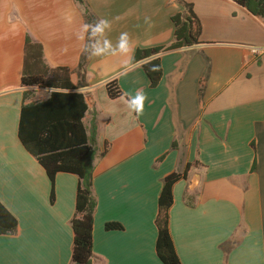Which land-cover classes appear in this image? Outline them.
Wrapping results in <instances>:
<instances>
[{
  "label": "crops",
  "instance_id": "obj_1",
  "mask_svg": "<svg viewBox=\"0 0 264 264\" xmlns=\"http://www.w3.org/2000/svg\"><path fill=\"white\" fill-rule=\"evenodd\" d=\"M83 1L96 20L111 21L113 44L129 34V57L171 44V17L183 3L200 23L199 44L160 54L154 88L120 55L87 57L80 73L77 33L86 21L76 0H0V206L17 222L14 234H0V264H71L78 178L58 172L51 203L50 181L18 137L22 107L50 92L22 84L26 38L41 46L46 67L68 71L75 89L63 92L82 94L85 133L94 131L96 155L106 149L92 175V264H162L155 251L162 179L188 163L169 210L180 263L264 264V54L250 50L264 48V20L233 0ZM111 81L121 95L143 90L141 115L108 96ZM108 222L122 229L107 231Z\"/></svg>",
  "mask_w": 264,
  "mask_h": 264
},
{
  "label": "trees",
  "instance_id": "obj_2",
  "mask_svg": "<svg viewBox=\"0 0 264 264\" xmlns=\"http://www.w3.org/2000/svg\"><path fill=\"white\" fill-rule=\"evenodd\" d=\"M76 1L82 7L85 21L88 23L96 21L84 1ZM233 1L252 15L264 20V0ZM183 7V13L171 17L174 24V40L170 45L137 48L134 52V58L141 62L140 66L152 88L158 85L162 77L160 54L199 44L200 23L191 4L183 3ZM86 60L87 56L82 54L79 64L80 73L84 70ZM152 64L159 65V71H149ZM38 66L45 71H36ZM22 84L47 88L50 91L46 100L22 107L18 137L24 148L44 169L51 184V203L54 201L55 175L58 172H65L77 176L75 211L70 221L73 232L71 264H92L94 259L92 229L96 207L92 193V175L96 161L104 156L106 149L100 155H96L94 131L92 130L89 136L85 133L81 120L86 112V105L82 94L63 92L75 89L69 82L68 71L46 67L41 46L32 43L29 38H26L25 43ZM106 89L111 99L121 96L115 81L109 82ZM190 167L191 164L188 163L182 171L172 172L162 179L155 219L157 228L155 251L162 264H181L169 231V210L173 204L172 188L178 181L186 179ZM16 227V220L0 206V234H14ZM104 228L107 231L122 229L120 224L112 222L105 223ZM235 245L233 239L228 241L222 246L224 253L226 254Z\"/></svg>",
  "mask_w": 264,
  "mask_h": 264
},
{
  "label": "clouds",
  "instance_id": "obj_3",
  "mask_svg": "<svg viewBox=\"0 0 264 264\" xmlns=\"http://www.w3.org/2000/svg\"><path fill=\"white\" fill-rule=\"evenodd\" d=\"M145 22H148V18H146ZM111 27V21L103 18L97 19L92 23H82L77 33V39L82 42V53L88 58L117 55L129 57V54L133 52L129 34L121 32L115 44H113L112 40L106 35V32L110 31ZM252 51L254 54L256 53V49H252ZM137 65H141V62L136 61L134 56H131L124 61L123 67L128 70L134 69ZM149 71H159V65L152 64ZM119 100L124 103L130 113L139 116L143 113L147 96L143 90H137L135 95L127 92L122 93Z\"/></svg>",
  "mask_w": 264,
  "mask_h": 264
},
{
  "label": "built area",
  "instance_id": "obj_4",
  "mask_svg": "<svg viewBox=\"0 0 264 264\" xmlns=\"http://www.w3.org/2000/svg\"><path fill=\"white\" fill-rule=\"evenodd\" d=\"M252 49H256L255 54L253 53ZM250 50H251L252 55H254L255 57H259V56L264 54V48L263 47H253Z\"/></svg>",
  "mask_w": 264,
  "mask_h": 264
},
{
  "label": "rangeland",
  "instance_id": "obj_5",
  "mask_svg": "<svg viewBox=\"0 0 264 264\" xmlns=\"http://www.w3.org/2000/svg\"><path fill=\"white\" fill-rule=\"evenodd\" d=\"M39 71V72H44L45 70L44 69H41V67L40 66H38L37 68H36V71ZM47 75H50V74H47Z\"/></svg>",
  "mask_w": 264,
  "mask_h": 264
}]
</instances>
